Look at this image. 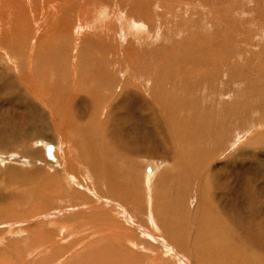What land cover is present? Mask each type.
I'll list each match as a JSON object with an SVG mask.
<instances>
[{
	"label": "rangeland",
	"instance_id": "374dc122",
	"mask_svg": "<svg viewBox=\"0 0 264 264\" xmlns=\"http://www.w3.org/2000/svg\"><path fill=\"white\" fill-rule=\"evenodd\" d=\"M263 222L264 0H0V264H261Z\"/></svg>",
	"mask_w": 264,
	"mask_h": 264
},
{
	"label": "bare ground",
	"instance_id": "6f19581e",
	"mask_svg": "<svg viewBox=\"0 0 264 264\" xmlns=\"http://www.w3.org/2000/svg\"><path fill=\"white\" fill-rule=\"evenodd\" d=\"M151 5V4H150ZM31 8V7H30ZM31 14V13H30ZM32 15V14H31ZM106 27V26H105ZM137 30L138 31H140V26H138L137 27ZM73 45V44H72ZM73 59V58H72ZM139 59V58H138ZM80 60V59H79ZM76 61H77V59H76ZM77 64V63H76ZM204 66V65H203ZM91 75V74H90ZM89 76V75H88ZM106 76V75H105ZM105 76H103V77H105ZM90 77H92V76H90ZM107 77V76H106ZM87 78V77H86ZM92 78H94V77H92ZM99 78H102V76L100 77V75H99ZM98 78V79H99ZM103 79V78H102ZM101 81V80H100ZM99 83V82H98ZM102 83H103V81H102ZM52 84V83H51ZM50 84V85H51ZM75 86V85H74ZM38 87V86H37ZM58 87V86H57ZM125 89V91L124 92H133L134 90H131V89H133V88H131V89H128V88H124ZM123 90V89H122ZM121 90V91H122ZM97 91H98V89H97ZM96 93V92H95ZM127 94H129V97H130V93H127ZM128 96V95H127ZM46 97V96H45ZM54 98V97H53ZM175 100V99H174ZM111 102V101H110ZM118 103L120 104L121 103V100L120 101H118ZM247 104V103H246ZM66 108V107H65ZM112 108V107H111ZM64 111V110H63ZM251 111V110H250ZM257 111V110H256ZM73 112V111H72ZM240 112V111H239ZM245 112V111H244ZM64 113V112H63ZM244 114V113H243ZM65 116V115H64ZM85 118V117H84ZM83 119V118H82ZM72 120V119H71ZM84 120V119H83ZM71 122V121H70ZM193 123V122H192ZM74 124V123H73ZM65 126V125H64ZM68 127H70V126H68ZM80 128V127H79ZM61 129V128H60ZM71 129V128H70ZM74 129H75V127H74ZM77 130V129H76ZM80 130V129H79ZM98 130V129H97ZM63 131V130H62ZM70 133V132H69ZM68 133V134H69ZM79 133V132H78ZM226 133V132H225ZM73 136V135H72ZM80 136V137H79ZM83 136V135H82ZM84 136L86 137V133H84ZM78 137L79 138H81V135H78ZM83 138V137H82ZM86 138H88V137H86ZM96 138V137H95ZM103 138V137H102ZM218 140H219V138H217ZM82 140V139H81ZM92 140V139H91ZM220 140H222V139H220ZM82 142V141H81ZM89 145H86V147H88ZM81 147H83V146H81ZM90 147V146H89ZM84 148V147H83ZM90 148H92V147H90ZM89 149V148H88ZM90 150V149H89ZM95 150V149H94ZM95 152V151H94ZM91 153V152H90ZM96 159V158H95ZM194 161H196V160H194ZM197 163V162H196ZM196 163H194V164H196ZM201 163V162H200ZM112 171V170H111ZM112 188V187H111ZM46 196V195H45ZM247 208V207H246ZM259 208V207H258ZM263 209V208H262ZM243 210H244V208H243ZM39 215V214H38ZM264 223V222H263ZM256 224V223H255ZM260 225V224H259ZM218 227V226H217ZM263 231H264V229H263ZM262 232V231H261ZM263 235H264V233H262V234H258V236H261V237H263ZM255 238V237H254ZM180 240V239H179ZM229 240V239H228ZM182 241V240H181ZM181 241L180 242H178L179 244H181ZM212 241V240H211ZM210 241V242H211ZM215 241H217L216 243H215ZM175 242V241H174ZM185 244V243H184ZM227 244H229V242L228 241H223V240H214V242L212 241V244H209L210 245V247H214L215 249H216V246L218 247V249H220V250H222L221 251V254L223 255V256H220L221 258H224V259H232L233 258V255L234 254H232V253H230V249L233 247V246H231V247H229L228 249V251L226 250L225 252H223L224 251V247H226V245ZM178 246V245H177ZM204 248V247H203ZM261 248H264V244L262 245V247ZM185 250V249H184ZM168 251V250H167ZM186 251V250H185ZM187 253V252H186ZM188 255V254H187ZM198 255V254H197ZM213 256V255H212ZM218 257V256H217ZM235 257V256H234ZM199 258V257H198ZM215 258V257H214ZM195 259H196V262L198 261V259L195 257ZM213 259V258H212ZM236 259V258H235ZM246 259V258H245ZM248 259V258H247ZM262 260V259H261ZM253 261V260H252ZM244 262V261H243ZM250 263H252V262H250ZM191 264V263H190ZM236 264H238V262L236 263ZM245 264V263H244ZM261 264H264V259H263V261H261Z\"/></svg>",
	"mask_w": 264,
	"mask_h": 264
}]
</instances>
